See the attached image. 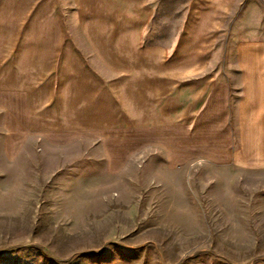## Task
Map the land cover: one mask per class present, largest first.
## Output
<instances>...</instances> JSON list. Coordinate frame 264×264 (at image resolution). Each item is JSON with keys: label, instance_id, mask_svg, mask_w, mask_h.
Wrapping results in <instances>:
<instances>
[{"label": "crops", "instance_id": "0c3cea01", "mask_svg": "<svg viewBox=\"0 0 264 264\" xmlns=\"http://www.w3.org/2000/svg\"><path fill=\"white\" fill-rule=\"evenodd\" d=\"M153 2L0 0V157L61 170L86 149L84 194L37 195L39 217L102 219L74 246L104 251L86 264H264V0L234 21L238 0H186L164 47Z\"/></svg>", "mask_w": 264, "mask_h": 264}, {"label": "rangeland", "instance_id": "374dc122", "mask_svg": "<svg viewBox=\"0 0 264 264\" xmlns=\"http://www.w3.org/2000/svg\"><path fill=\"white\" fill-rule=\"evenodd\" d=\"M245 1L238 0L236 16L232 18L233 21L234 18L240 16ZM185 2L186 0H154L152 4L156 6L152 23L148 27L151 31H149L150 35L155 39L154 42L163 47L171 43L172 33H175L179 28L178 25ZM65 12L68 14L67 17L70 16L71 11L66 10ZM84 30L85 28L81 24L75 28L77 34L83 33ZM81 49L84 58L79 57V63L86 61L94 66L103 65L102 61L96 58L90 49L84 46ZM102 76L111 82L117 75L104 74ZM85 150L77 149V152L82 153L71 155L78 157L77 163L67 165L68 168L61 170L55 169L56 164L53 162V154L47 155L45 160L41 161L37 155L38 149L34 150L35 153H31L32 150L29 152L28 149L15 150V160L11 167L5 164L0 157V264H86L87 259L99 261L103 258L104 251L102 250L93 251L85 248H74L75 245H86L80 239L85 237L84 234L80 233L85 230L86 225H91L94 228L99 227L102 219L54 218L49 216L39 217L37 215L39 205L37 195L39 193L43 194L45 192L49 195L71 193L77 195L78 193L84 194L85 190L89 189L87 175L90 174V164H87L84 160L86 158ZM89 150L91 151V149ZM92 150L96 166L97 163H100L96 157H100L103 150ZM106 150L111 152L114 149ZM138 163L136 161L135 165L137 166ZM98 165H101V163ZM132 167L133 165L131 169H127L125 174L127 194L133 193L132 181L135 169ZM101 172V169L95 170L93 184H97L96 182L99 181L98 183L101 185L102 177L99 176ZM105 179L106 184L116 183L117 180V178ZM23 182L29 183V185L22 186ZM40 190H43V192L41 193ZM28 193L31 197L30 201H22V196ZM12 210H25L30 215L29 217H12L10 216L11 213L8 212ZM43 213L49 215L52 212L45 210ZM105 220L106 222L109 221V224L105 225L106 228L112 230L115 227L112 221L116 219ZM121 220L125 222L122 229H125L127 233H131L133 219L125 218ZM115 234L111 232V239H118L117 234ZM27 246H30V248H26ZM187 257V254H183L181 260L184 261Z\"/></svg>", "mask_w": 264, "mask_h": 264}]
</instances>
